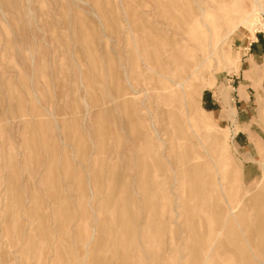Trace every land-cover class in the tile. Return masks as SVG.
Masks as SVG:
<instances>
[{
	"label": "rangeland",
	"instance_id": "374dc122",
	"mask_svg": "<svg viewBox=\"0 0 264 264\" xmlns=\"http://www.w3.org/2000/svg\"><path fill=\"white\" fill-rule=\"evenodd\" d=\"M260 37L264 0H0V264H264Z\"/></svg>",
	"mask_w": 264,
	"mask_h": 264
},
{
	"label": "crops",
	"instance_id": "0c3cea01",
	"mask_svg": "<svg viewBox=\"0 0 264 264\" xmlns=\"http://www.w3.org/2000/svg\"><path fill=\"white\" fill-rule=\"evenodd\" d=\"M243 57V60H247L248 65L264 66V37L257 38L256 42L254 41L249 47V51L244 52ZM260 79H262V83H264V77ZM261 106H264L263 100L260 102V107Z\"/></svg>",
	"mask_w": 264,
	"mask_h": 264
}]
</instances>
